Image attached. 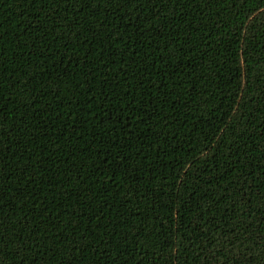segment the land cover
Listing matches in <instances>:
<instances>
[{"label":"trees","instance_id":"trees-1","mask_svg":"<svg viewBox=\"0 0 264 264\" xmlns=\"http://www.w3.org/2000/svg\"><path fill=\"white\" fill-rule=\"evenodd\" d=\"M0 264H264V0H0Z\"/></svg>","mask_w":264,"mask_h":264}]
</instances>
